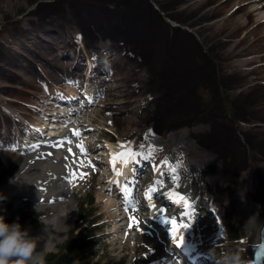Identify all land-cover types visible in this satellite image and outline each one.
Returning a JSON list of instances; mask_svg holds the SVG:
<instances>
[{"label":"rangeland","instance_id":"1","mask_svg":"<svg viewBox=\"0 0 264 264\" xmlns=\"http://www.w3.org/2000/svg\"><path fill=\"white\" fill-rule=\"evenodd\" d=\"M263 1L255 0L257 11L252 10L251 0H0V88L21 85L17 81L24 77L5 75L9 63L17 61L29 63L26 69L40 74L41 78H27L26 88L32 90L36 79L38 83L49 79L45 72L54 71L37 64L29 42L39 37L48 43L46 37L53 34L54 39L60 36L69 41L72 53L44 60L61 68L52 77L74 76L63 81L60 95L68 89L67 96L76 95L73 101L56 98L58 104L53 100L55 85L45 82L42 91L35 89L40 94L34 100L25 101L30 99L26 90L9 92L18 100L15 107L0 99V118H9L23 131L15 141H0V185L25 159L26 153L16 148L18 143L20 147L38 136L49 138L48 132L63 126L76 127V136L90 143V150L80 151L71 138L54 145L62 143L55 149L65 157L71 154L66 162L80 167L72 171L69 165L64 180L76 177L75 217L68 231L85 228L92 234L89 250L94 260L101 264H215V256L239 250L253 264L255 244L251 245L250 236L258 234L264 220V68L249 69L256 74L248 76L252 85H244L250 90L247 94L233 97L229 91L242 85L241 77L232 75L242 56L234 50L264 49ZM216 5L214 14L203 16ZM232 11L223 27L202 25L220 21ZM256 21L262 22L261 29ZM23 29L34 33L27 34L26 40ZM251 55L255 54L247 56ZM112 77H123L124 82H114ZM87 92L91 93L85 104ZM44 102L52 107L49 116L53 117L44 120L38 135L39 115H30L27 109L38 112ZM247 120L251 122L244 132L238 127L248 124ZM209 129L213 132L208 133ZM141 148L142 155L128 158L121 179L127 193L121 198L124 189L115 178L119 158L116 165L111 158L129 149L139 154ZM100 193L104 201L115 204L111 209L115 217L108 222ZM90 198L93 202L87 211L92 215L88 222L81 221L78 205ZM4 201L0 198V210L5 208L6 214L0 217L23 228H36L43 216L52 214L48 204L40 210L33 206V198L20 195L11 200L19 212H8L9 203L3 206ZM173 220L185 225L174 234ZM231 228L238 231L236 238H228ZM64 240L42 255L56 252Z\"/></svg>","mask_w":264,"mask_h":264},{"label":"bare ground","instance_id":"2","mask_svg":"<svg viewBox=\"0 0 264 264\" xmlns=\"http://www.w3.org/2000/svg\"><path fill=\"white\" fill-rule=\"evenodd\" d=\"M251 2H252V7H253L252 10L259 11V7L258 6H253L256 3L255 0H251ZM216 7H217V5L206 9L204 11V13H203V16L207 17L208 13H212L213 14V12H214L213 10ZM237 9H245V7H240V8H237ZM234 12L235 11H232V13H230L227 17H225L224 19H222L220 21H215L213 23H206L205 22L202 25L204 27H211V26H215V25H219V26L223 27V21H226L228 23V18H230V16L233 15ZM235 22H237V20ZM240 26H245V25L243 23H240ZM256 26H258V27L260 26V29H261L262 22L256 21ZM32 30H31V32H32ZM186 30L189 31L188 29H186ZM192 30L196 31V28H193ZM241 30H242V28H241ZM241 30H240V34H241ZM22 31L26 33V37L25 38L27 40L28 39V35L27 34L31 35V32L28 33V31L25 30V29H23ZM34 31H36V30L34 29ZM193 31L190 30L189 32H193ZM32 33H34V32H32ZM38 34H39V32H38ZM52 36H53V34L48 35V37H46V35H45L46 39H48V38L50 39V38H52ZM246 36L247 35L245 34L244 37H246ZM258 36H260V35H258ZM263 37H264V35H263ZM220 41L221 42H225L224 38H221ZM66 43L67 42H65V41H60V46L66 44ZM232 43L234 45L237 44L236 42H233V41H232ZM66 46L67 45H65V47ZM52 49L57 50V48H54V47ZM234 54L242 55V56H240V58H237L238 59L237 62L239 64H238L237 69L235 70V74H232V75L241 77L242 83H240V84H242V85L239 86V87H241L239 89H237L238 87L234 86V88L229 91V95H231L233 97L235 96L234 94H237V95L238 94L241 95V94H244V93L247 94L250 91L244 85L247 84V83L249 85H252L251 79L248 76L251 75V74H256V73H255V71H249V69L264 68V49H262V50L260 49V50H256V51H252V52H248V51L246 52V50H244V52H242V51H239V49L238 50L235 49L234 50ZM248 54H255V55L247 56ZM45 55L48 56V57H51L53 54H45ZM76 62L79 63V61H76ZM37 64L42 67V65L40 63H37ZM243 66H245L246 68H244ZM15 72L17 74L21 75V76H24V78H27V76H28L27 74L30 73V71H28L26 69H23L21 71H15ZM45 74L47 75V77H49V79H47V81H44V82L41 81L40 83H38L37 79H36V81L33 82L30 85V87L31 86L33 87L32 90H30L28 87L27 88L26 87H22L21 85L20 86L16 85V86L12 87L11 90H14L16 93L19 92L20 94H23L21 91L26 90V92H28V94L26 96L30 97V99H25V101H31V100H34L33 98H36L40 94L37 90L40 89V91H42L43 86H45L44 83L48 82V83H52V84L55 85L54 88L56 90L52 91L55 94L53 100L56 99V98H58V100H61V98L62 99L72 100L74 98V96H76V95L67 96L69 94V89H68V91H64L63 94H65V95H60L61 93L59 91V90H61V87L64 84L63 81L64 80H69V79L73 78L74 76H72L71 74H69V75L67 74L68 77L64 76L63 79H58L57 77H52V76L48 75L46 72H45ZM37 76L38 77H35V78H41V77H39L40 76L39 73H38ZM257 78L255 79L256 82H258ZM112 79H113L114 82H116L117 79H119L120 83L124 82V80H121L120 77H116V78L112 77ZM254 85H256V84H254ZM125 86H126L125 84L124 85L114 84V87H119V88L120 87H125ZM261 88L264 90V86H262ZM35 89H37V90H35ZM126 89L127 88H125V90ZM91 92H92V90H91ZM73 93L75 94L74 91H72V94ZM90 93L87 92L85 94V99H83L82 103L85 102V104H86L88 102ZM11 94L8 91H5L4 89L0 88V99L2 101H5L8 105H10L12 107H15V105H16L15 102H18V100L13 98V97H11L10 96ZM16 97H17V95H16ZM58 100L56 99L55 101H57V103H58ZM51 102L52 101L50 100V104H53V105L55 104V106H56V102L55 103H51ZM68 104L69 103H67V105ZM74 107H72V109L76 108V107L75 108ZM50 108H52V107L49 106L46 102H44V103L40 104V107L37 109L38 112L36 110L32 109V108H28L27 109V113L28 114L33 116V114L36 113L37 115H39L38 117H36L37 120H39V123H37L39 125L37 130L39 132H42L41 129H43V127H45L43 125V127L41 128L44 120L46 121V118L53 117V116H49V114H51V113H49V109ZM55 112H56V114H58L59 110H56ZM68 112H69V110H68ZM251 119H253V118H251ZM15 121H17L18 124L21 123V122H19L16 119H15ZM49 122H51V121H49ZM246 122H248V124L247 123H243L238 128L241 129L242 131L248 130L247 128H245V126L246 127L249 126L250 125L249 122H251V121L247 120ZM53 124H55V123H53ZM53 124H51L50 126L52 127ZM56 124H57V122H56ZM33 125L36 126L35 124H33ZM2 126H3V128H2ZM66 127L63 126V128H61L58 132H54V131L48 132V134L52 133L53 135L56 133V136H54L55 138H51L53 135H51L49 138L48 137H42V136L39 137L38 136V139H32L31 143L29 142L28 144H23L20 147H18L19 146V143H18V145H16L17 146L16 148L19 149V151L23 150L26 153L25 159L20 164L18 169L13 174H11L10 177L5 182H3L0 185V198L4 199L5 200L4 202H8V201L11 202V200H13L14 198H17L18 196L21 195V196H23L25 198H33L34 201H32V204H33V206L37 207L39 210L42 209L45 206V204H48V206L51 208L52 214L51 215H47V216H43L39 220L40 222H39L38 226L37 227L35 226L36 228H32L31 226H28V227L25 228V229H28L30 231V234L32 236H34V237H42V239H40L38 241V248L41 250V252L44 251V250L51 249L56 243L61 242L65 238V236H66V234L68 232V229L70 228V226L72 224V221H73V219L75 217V211L73 209L72 191H73V188H74L76 177L74 175L75 178L74 177L71 178V182H69L70 180L69 181L66 180L68 182H65L64 180L66 179L65 177L68 174L66 172L68 170H70V169H68L69 165H71V170H72V168L73 169H77L79 166L75 165L76 163L74 164L73 162H71V163L66 162L68 159L71 158L72 155L69 154L68 156L65 157V155L61 154L60 151H57L55 149L56 147H58L60 145H63V144L60 143L59 145H54V142L58 141V140H61L63 138H71L72 140H74L75 144H77V146L80 149H81V144H82V146L84 148V151L90 150L92 148V145L90 143L84 142V141H82L83 140L82 138L80 139L79 136L78 137L76 136L77 135L76 134L77 131L75 129H77V128L75 126H73V127H75V129H73V130L72 129H65ZM13 128H14V131H13ZM22 132L23 131L18 127V125L13 123L9 118H7V117L6 118L2 117V119L0 118V138H1L0 141H2V139L3 140L4 139H8L9 140L10 139L11 141H15V140H17V137L22 134ZM212 132L213 131H211L209 129L208 133H212ZM38 135H39V133H38ZM2 137H4V138H2ZM36 137H37V135H36ZM236 140H237V138H235V141ZM87 147L89 149H87ZM110 148H112V147H110ZM143 151H144L143 148H141L140 149V153H143ZM6 153H7V150L3 151V154H6ZM114 153H115V151H114ZM111 159H113V158H111ZM111 159H110V161H111ZM128 163H129V160H128L127 163H125V159L124 158H119V162H118L119 167H118V170H117V173H116L117 177H115V175H114V177L117 180L118 185L121 186L122 189H124V187H123V184L121 182V179L123 178V175H124V173L126 171ZM111 164H112V161H111ZM108 166H109V164H108ZM114 167H116V166H114ZM83 168H85V165H84ZM72 171H74V170H72ZM90 171H95L94 167H91ZM73 173L75 174L76 172H73ZM127 173H129V172H127ZM161 173H163V176L165 175V172H161ZM69 175H70V173H69ZM111 177H113V176H111ZM232 177H230V178H232ZM25 180H27L28 182L25 181ZM192 185H193V187H197L196 184H194L193 182H192ZM123 193H122L123 196L121 195L122 196L121 198L126 197L127 191L124 189ZM8 197H11V198H8ZM154 197H156V196L154 195ZM99 198H101L103 200L104 199V194L100 193L99 194ZM150 198H152V196L149 197V199H147V201H149L147 203L151 202L152 199L150 200ZM200 198H203V197H200ZM63 201L66 202L64 205L62 203ZM202 201H203V199L201 201H199V202L201 203ZM183 203H185V202H183ZM67 205H70L72 207L67 210L66 209ZM150 205H151V203H150ZM114 206H115V204L112 201H109L108 199L104 201V208H105L104 211L107 213L106 222H108L109 220H113V218L115 217L114 213L111 212V209ZM190 207H191V210H193V207L192 206H190ZM10 208L12 209V211L19 210L18 205L15 202H13V204L10 205ZM225 210H226V208H225ZM16 212H19V211H16ZM187 212H190V209H188ZM192 215L195 216V214H192ZM164 225H166V224L164 223ZM172 231H173V228H172ZM178 237H179V235H175L174 236L175 239H178ZM256 240H257V235L250 236L251 245L255 244ZM45 244H46V246H45ZM180 245H181L180 248H183L184 244L181 243ZM249 256H250V254H249ZM189 264H192V263L190 262Z\"/></svg>","mask_w":264,"mask_h":264},{"label":"trees","instance_id":"3","mask_svg":"<svg viewBox=\"0 0 264 264\" xmlns=\"http://www.w3.org/2000/svg\"><path fill=\"white\" fill-rule=\"evenodd\" d=\"M213 14H214V12H213ZM209 15H212V13H208V16ZM52 32L55 33L56 31H52ZM44 40H46V39L44 38ZM42 41L43 40L38 37V39L36 41L29 42V46L35 52L36 56L38 57V62L42 65V67H44V69H46V70L51 69L54 71L53 73H47L48 75L51 76L52 74L56 73V70L61 71V68L56 63H54L55 67H52L48 62H46L44 60V58H48V56H46L45 54H60V53H62V55L63 54L68 55V54H71L72 51L69 48V41L60 39V36L55 38V39H54V37H52L50 39L48 38V40H47L48 43H42ZM60 41H65L67 43L60 46ZM65 45H67V46L65 47ZM53 47L57 48V50L52 49ZM9 65H10V67L8 68L7 72L5 73V75L7 77H12L13 75L17 74L15 71H21L23 69H26L27 66H30L29 63L22 62V61L21 62L17 61L16 63H9ZM27 75H28L27 78L38 77L37 76L38 74L35 73V70L30 71V73ZM22 77H24V76H22ZM27 78H23V80L17 81V82L19 84H21L22 87H25L26 86L25 82L27 81ZM120 79L123 80V77H120ZM11 84H13V87L16 86L15 83H11ZM1 89H4V88H1ZM4 90L8 91V92H11V91L15 92L14 90H11V88L10 89H4ZM21 92L24 93L25 90L21 91ZM261 108L263 109L264 107H261ZM221 122L222 121L220 120L219 123H221ZM263 137L264 136L261 135V138H263ZM235 138L236 137L234 136V139ZM257 139L258 138L256 137L255 140H257ZM92 202H93V200H92V198H90V199H86L83 201V203H82L83 206L81 204H79L80 206L78 205V218H79V220H81V221L86 220L88 222L89 217L92 214L89 213L87 210H89V207L92 204ZM8 203H9V205H8ZM7 205H8V208H7L8 212H11L12 209L10 208L11 204L9 201L4 202V204H3V206H7ZM15 211H19V210H15ZM5 214H6L5 208H1L0 215L4 216ZM75 229L76 228H71L68 231V234H67L64 242L62 243V245H60L58 247V250L56 252H48L44 255L45 264H101L92 258V252L89 250L90 246H92V240H91L92 234L89 233V231H87V229H85V228H84V230L78 229L77 231L74 232ZM237 234H238V231L231 228V230L228 232L227 235H228L229 239H232V238H236L238 236Z\"/></svg>","mask_w":264,"mask_h":264},{"label":"clouds","instance_id":"4","mask_svg":"<svg viewBox=\"0 0 264 264\" xmlns=\"http://www.w3.org/2000/svg\"><path fill=\"white\" fill-rule=\"evenodd\" d=\"M40 239L42 237L32 236L18 222L8 223L0 217V264H45L38 248ZM214 260L215 264H250L239 250L225 251Z\"/></svg>","mask_w":264,"mask_h":264},{"label":"water","instance_id":"5","mask_svg":"<svg viewBox=\"0 0 264 264\" xmlns=\"http://www.w3.org/2000/svg\"><path fill=\"white\" fill-rule=\"evenodd\" d=\"M257 200L259 201V204L263 203L259 195L257 196ZM258 235L259 242L253 252V261L255 264H264V220L261 223Z\"/></svg>","mask_w":264,"mask_h":264},{"label":"snow or ice","instance_id":"6","mask_svg":"<svg viewBox=\"0 0 264 264\" xmlns=\"http://www.w3.org/2000/svg\"><path fill=\"white\" fill-rule=\"evenodd\" d=\"M76 134L79 135L78 132H77ZM81 151H84V148H83L82 144H81ZM137 155H142V153H139V154H138V153H134V152H132V151L129 149V150L126 151V152H122V153H119V154H117V155H114V156H113V159H112V163H113V165H115V162H116V160H117L118 158H124V159H125V163H127V162H128V159H127V158L135 159V157H136ZM172 225H173V233L176 232V228H177V227H185V225H179V226H178L175 220L172 221Z\"/></svg>","mask_w":264,"mask_h":264}]
</instances>
